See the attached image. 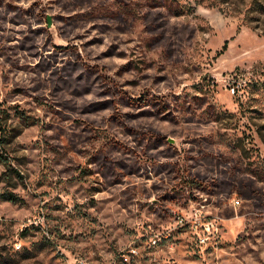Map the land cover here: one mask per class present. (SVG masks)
<instances>
[{"label": "rangeland", "instance_id": "rangeland-1", "mask_svg": "<svg viewBox=\"0 0 264 264\" xmlns=\"http://www.w3.org/2000/svg\"><path fill=\"white\" fill-rule=\"evenodd\" d=\"M0 109V264H264V0H0Z\"/></svg>", "mask_w": 264, "mask_h": 264}, {"label": "trees", "instance_id": "trees-1", "mask_svg": "<svg viewBox=\"0 0 264 264\" xmlns=\"http://www.w3.org/2000/svg\"><path fill=\"white\" fill-rule=\"evenodd\" d=\"M227 46V44H225V47ZM8 117H9V115H8V113L6 112V110H2V109H0V130H3V129H5L4 128V126H2V124H1V121L3 122V120L4 121H6L7 119H8ZM18 173V172H17Z\"/></svg>", "mask_w": 264, "mask_h": 264}, {"label": "built area", "instance_id": "built-area-1", "mask_svg": "<svg viewBox=\"0 0 264 264\" xmlns=\"http://www.w3.org/2000/svg\"><path fill=\"white\" fill-rule=\"evenodd\" d=\"M235 204H240V199H236L235 201ZM207 227H208V229L210 228V224H207ZM206 240V238H201V241H205Z\"/></svg>", "mask_w": 264, "mask_h": 264}]
</instances>
